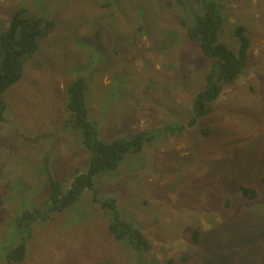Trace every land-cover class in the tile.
<instances>
[{"label":"rangeland","instance_id":"374dc122","mask_svg":"<svg viewBox=\"0 0 264 264\" xmlns=\"http://www.w3.org/2000/svg\"><path fill=\"white\" fill-rule=\"evenodd\" d=\"M194 1L0 0V32L21 7L55 21L2 94L0 264L20 239L16 217L49 204L48 175L62 182L86 170L81 131L62 125L65 87L77 76L99 138L147 137L96 185L149 246L117 242L86 189L65 211L35 221L15 264H264V0H220L227 19L219 41L236 51L232 31L244 25L248 60L189 127L212 65L186 36ZM240 186L257 195L243 197Z\"/></svg>","mask_w":264,"mask_h":264},{"label":"trees","instance_id":"16d2710c","mask_svg":"<svg viewBox=\"0 0 264 264\" xmlns=\"http://www.w3.org/2000/svg\"><path fill=\"white\" fill-rule=\"evenodd\" d=\"M167 3L182 5V0H168ZM194 5V24L186 28V36L200 47L204 56L212 60V65L205 74L204 88L193 98V114L188 122L189 127H192L197 119L211 112L212 102L224 86L233 83L243 72L250 46V37L244 25H236L232 31L237 41L236 51L219 41L225 17V7L220 0H195ZM54 25L53 19L43 17L27 7H21L13 13L7 28L0 32V122L6 120L7 103L2 98L3 92L20 79L25 60L36 52L39 39L46 36ZM65 88L66 118L62 125L66 129L81 131V145L88 152L86 170H74L73 178L62 182L48 175L49 204L45 208L24 209L16 217L15 226L20 239L3 253L5 264H15L25 258L27 241L31 237L36 220H45L54 212L65 211L81 198L86 189L92 192L93 203L107 212V230L117 242H123L131 249H147L149 246L142 230L122 218L115 197L99 195L96 185L99 175L114 171L126 156L139 152L147 137L138 133L102 140L97 132V123L89 120L87 116L86 83L83 77H75ZM203 133L209 134L210 129H203ZM240 192L246 198H254L257 195L253 189L245 186H240ZM196 236L197 231H194L193 238Z\"/></svg>","mask_w":264,"mask_h":264}]
</instances>
